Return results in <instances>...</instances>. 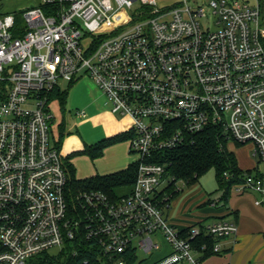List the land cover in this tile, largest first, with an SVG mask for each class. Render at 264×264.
<instances>
[{
    "label": "built area",
    "instance_id": "obj_1",
    "mask_svg": "<svg viewBox=\"0 0 264 264\" xmlns=\"http://www.w3.org/2000/svg\"><path fill=\"white\" fill-rule=\"evenodd\" d=\"M186 1L38 0L18 13L0 9V264H51L65 253L73 264H203L192 243L199 227L178 229L166 214L170 176L161 160L212 128L228 144H252L264 162V0H211L208 13ZM83 72L112 112L131 120L138 161L127 194L84 191L77 207L51 144L49 106L58 82ZM233 189L260 205L264 172L245 174ZM205 229L219 239L238 231L225 220ZM154 238L167 250L138 262L137 251L159 249Z\"/></svg>",
    "mask_w": 264,
    "mask_h": 264
},
{
    "label": "rangeland",
    "instance_id": "obj_2",
    "mask_svg": "<svg viewBox=\"0 0 264 264\" xmlns=\"http://www.w3.org/2000/svg\"><path fill=\"white\" fill-rule=\"evenodd\" d=\"M160 4H170V0H157ZM211 0H187L186 4L191 8L199 6L205 13L210 11ZM38 0H0L1 11L18 13L24 8L37 4ZM185 6V5H184ZM21 20V15H17ZM204 24V20L201 21ZM58 86L61 91H67L66 101L61 107L60 102L54 98L50 103V111L54 119L52 121L53 132H58V126L63 122L69 133L63 140L61 157L81 151L84 145L101 144V154L92 159L87 155L73 156L69 162L75 169V178L79 181H86L96 176L110 175L134 166L138 161V156L130 152L128 139L111 143L114 137L122 132H128L131 128V120L125 115L112 112L109 98L97 87L94 81L84 75V72L74 83L59 81ZM84 111L86 116L82 118L78 115ZM54 134V133H53ZM56 135V133L54 134ZM227 150L233 152L240 162L251 161L257 166V160L253 158L252 144L235 146L232 143L227 145ZM259 171L264 172V162L258 165ZM174 187L178 188L177 193L171 198V206L174 203L177 207H172V217L188 218L196 204H190L195 200H216L220 192L215 179L214 170H210L202 175L198 181L191 185H186L181 180L175 182ZM130 191L128 186L118 187L114 190L116 196H122ZM166 196H169L168 189H165ZM190 204V205H189ZM192 222V221H191ZM158 242L159 249L150 253L142 250L137 251V260L152 261L157 259L167 247L158 238L153 239ZM57 249L50 252L55 254Z\"/></svg>",
    "mask_w": 264,
    "mask_h": 264
},
{
    "label": "trees",
    "instance_id": "obj_3",
    "mask_svg": "<svg viewBox=\"0 0 264 264\" xmlns=\"http://www.w3.org/2000/svg\"><path fill=\"white\" fill-rule=\"evenodd\" d=\"M66 96L67 91L55 90L52 92L50 100L56 98L63 109ZM59 128V142L55 144V147L60 151L61 140L65 134L64 124H61ZM131 136V131L120 133L113 138L111 143L127 140ZM227 145L228 142L222 139L217 131L208 128L203 132L193 135L191 140L186 144L164 152L161 161L165 163L170 176L169 185L166 188L168 189L169 196L166 197L165 205L169 206L171 198L177 193L178 188H175L174 184L178 180H181L186 185H191L196 183L208 171L214 170L220 195L217 200H207L204 205L215 202V206H217L218 204H227L232 188L242 181L245 174L260 173L258 168L259 161H257V166L253 170H241L238 167L235 155L227 150ZM234 145L242 146L244 144L234 143ZM101 148L102 145L99 143L85 145L81 151L71 154L64 159L65 168L68 173V199L70 205L74 206L76 204L77 207L79 206L77 195L81 192L95 190L113 195L116 188L130 187L134 183L136 177L135 165L110 175L96 176L86 181H79L75 178V169L69 160L73 156L78 155H87L95 159L101 154ZM198 227L199 235L192 243L194 247L204 244L206 247L205 256H210L213 254L214 245L219 238L208 235L205 225L200 224ZM68 255V253L62 254V260L59 257L57 262H52L51 264H73L70 258L68 259ZM43 257L45 259V256Z\"/></svg>",
    "mask_w": 264,
    "mask_h": 264
},
{
    "label": "crops",
    "instance_id": "obj_4",
    "mask_svg": "<svg viewBox=\"0 0 264 264\" xmlns=\"http://www.w3.org/2000/svg\"><path fill=\"white\" fill-rule=\"evenodd\" d=\"M61 124L64 123L62 122ZM60 125L58 126V132H53L51 124L50 140L53 146L59 142ZM64 129L65 134L61 140L60 152L63 140L69 134L65 124ZM53 133H56V135ZM236 160L241 170L246 171L255 168V163L251 161L244 162L242 160L240 162L237 157ZM207 200L203 198L200 201L195 200L190 203L198 204H196L194 211L189 214V219L185 217L171 218L172 207L176 208L178 203H174V206H171L170 201V208L166 213L169 221L176 228L185 229L198 227L200 224L207 226L217 220H225L234 222L238 231L236 236L220 238L215 243L213 254L210 256H205L206 247L204 244L194 247V255L203 264H264V202L256 205L255 202L258 200L257 196L251 193H237L233 188L226 205H204ZM161 256L162 254L158 258Z\"/></svg>",
    "mask_w": 264,
    "mask_h": 264
}]
</instances>
